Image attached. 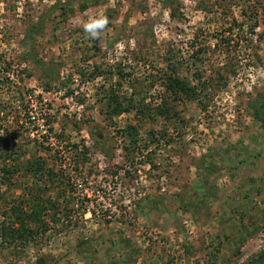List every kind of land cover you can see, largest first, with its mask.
Returning a JSON list of instances; mask_svg holds the SVG:
<instances>
[{
  "label": "rangeland",
  "instance_id": "obj_1",
  "mask_svg": "<svg viewBox=\"0 0 264 264\" xmlns=\"http://www.w3.org/2000/svg\"><path fill=\"white\" fill-rule=\"evenodd\" d=\"M262 4L0 0V264H264Z\"/></svg>",
  "mask_w": 264,
  "mask_h": 264
},
{
  "label": "trees",
  "instance_id": "obj_2",
  "mask_svg": "<svg viewBox=\"0 0 264 264\" xmlns=\"http://www.w3.org/2000/svg\"><path fill=\"white\" fill-rule=\"evenodd\" d=\"M262 8L264 9V0ZM1 60V63L5 64L4 67H6V65H9L6 58H1ZM167 85L169 88H177V93L184 95L185 97H189L194 92L193 88H190L186 84L176 80V78L174 77L170 78V81ZM8 139L9 138L5 137L2 138V146L0 148V153H4L2 156L0 154V169L2 170L1 178L6 182L10 181L12 175L15 173V168L13 166L15 164V158H11V156H8V154H6L8 147L11 149L13 145L10 144L9 146ZM12 153L15 154V151H13ZM15 215L16 217L14 218V223H12V225L7 228L8 230H6V232L12 234L13 231H15V235L22 237V240L32 238L34 236L33 233H35L37 228H40L43 224V221L39 219V210H35L32 208L26 212L18 210ZM31 223L33 224L30 226Z\"/></svg>",
  "mask_w": 264,
  "mask_h": 264
},
{
  "label": "clouds",
  "instance_id": "obj_3",
  "mask_svg": "<svg viewBox=\"0 0 264 264\" xmlns=\"http://www.w3.org/2000/svg\"><path fill=\"white\" fill-rule=\"evenodd\" d=\"M109 2L113 6L115 5V0H109ZM72 23L81 28L89 38L99 40L109 24V19L106 10L102 9L86 15V17L73 18Z\"/></svg>",
  "mask_w": 264,
  "mask_h": 264
}]
</instances>
